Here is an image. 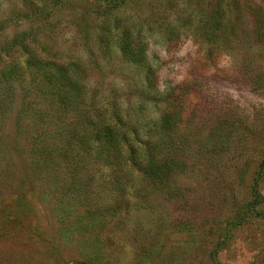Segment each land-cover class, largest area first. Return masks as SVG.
<instances>
[{"label":"rangeland","instance_id":"374dc122","mask_svg":"<svg viewBox=\"0 0 264 264\" xmlns=\"http://www.w3.org/2000/svg\"><path fill=\"white\" fill-rule=\"evenodd\" d=\"M89 113L169 151H87ZM0 264H264V0H0Z\"/></svg>","mask_w":264,"mask_h":264},{"label":"trees","instance_id":"16d2710c","mask_svg":"<svg viewBox=\"0 0 264 264\" xmlns=\"http://www.w3.org/2000/svg\"><path fill=\"white\" fill-rule=\"evenodd\" d=\"M26 40V32L15 34V36L7 44L9 47L8 49L14 50L20 45L26 46ZM7 64H12V62L8 61ZM58 67H62V69L60 70ZM8 72L11 71H5L1 77L3 79L6 78ZM49 79L53 82V92L56 93V91L59 90L60 93L58 96L65 104L71 101L74 102L76 98V91H73L70 86L71 84L73 86L76 81L75 71L62 64H57L56 66L53 65V77L50 76ZM85 119L87 120L88 127L83 131L81 139L83 148L88 151L90 148L96 147V144H98L100 148H102L99 151H111L112 154L116 155L120 154L122 151H169V148L166 150V140L169 137L171 130H173L176 126V124H174L175 122L163 119L162 123L155 130L151 133H147L149 134L148 143H141L142 145H137L136 140L135 143L132 145L130 144V148L124 150V144H126V141L129 140L127 134L128 131H131V126H129V128H125L126 123L123 125L120 119H117V121H109L108 119H105L104 113H100L98 115H92L89 113ZM75 146H77V144H75ZM43 150L46 151L48 149ZM132 154L133 153H131V155ZM146 159L147 161H141L143 166L141 170L143 173L147 174L149 178L155 180L156 183L160 185V181H164V178L168 177V174L171 172L169 164L162 160L156 161L153 156L150 157V159Z\"/></svg>","mask_w":264,"mask_h":264}]
</instances>
